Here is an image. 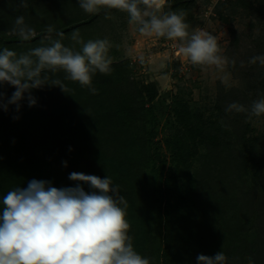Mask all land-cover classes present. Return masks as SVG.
Returning <instances> with one entry per match:
<instances>
[{
	"label": "rangeland",
	"instance_id": "1",
	"mask_svg": "<svg viewBox=\"0 0 264 264\" xmlns=\"http://www.w3.org/2000/svg\"><path fill=\"white\" fill-rule=\"evenodd\" d=\"M27 2L28 7L23 8L19 6L20 1L14 0L19 10H15L13 2L9 0H6L5 3L0 2V50L7 47L19 54L38 46L41 37L45 34L44 29L48 25H53L56 31L58 27L75 26L72 30L63 33L62 43L76 50H79L81 46L71 40L74 30H79L84 41L107 37L113 45L109 52L113 58L111 65L113 71L110 75L97 73L93 77V86L94 82L100 85L98 87L100 93L103 91L100 89L102 81L115 82L116 86L114 87L122 89L125 94L134 97L129 103L133 108L138 109L137 114L135 113L137 119L133 132H136L142 143L137 145L133 163L135 169L144 168V179L149 190L152 187L157 188L162 183L163 177L168 176L169 173H175V184L180 186V184L186 183L190 174L198 179L206 169L209 172L206 189L203 191L205 181L202 183L199 180L198 185H195L193 198L196 200L198 214L192 213L194 220L197 218L198 224L203 226V210L206 208L207 200L209 196L219 194L230 204L228 208L235 205L233 210L237 213L241 211V215L247 211V214L245 213L243 216L238 215V218L241 219L240 222L246 215L249 216L248 218H253L254 213L251 212L254 204L250 203V200L264 201V115L249 119L248 113H226L225 108L228 104L239 101L245 107H250L252 102L258 99L255 87L254 91L248 90L250 80H246L244 76L247 75V79H249V75L258 77L259 72L264 70V67H261L259 63H249L253 56L264 54V31L262 33L258 31L259 27L264 24V20L259 22L256 15L252 13L245 12L235 15L231 27L235 32L238 44L234 46L232 44L234 35L231 34L229 26L223 24L214 14L215 5L222 0H193L191 8L193 27L189 31L203 29L210 32L217 37L223 54L236 60L235 66L228 65L224 70H218L214 67L193 66L178 54L177 41L140 34L136 25L128 23L129 17L126 12L112 9L105 14H100L107 9L102 8L94 21L84 26L82 19H88L91 14L85 13L79 7L78 0H30ZM21 15L24 16L25 23L37 32V37L31 41H21L17 35L10 33L16 17ZM106 15L110 18H105ZM260 18L264 19V16L261 15ZM141 57H143V62H141ZM241 62H243V67H241ZM47 75L49 82L53 79H60L68 91L64 93L59 87L49 85L32 90V95L36 98L37 103L35 106L29 107L27 102L23 101L26 105L24 104L25 107L23 106L21 111H24L25 116L28 114L33 117L44 114L46 119L49 114L45 111L59 109L61 106L59 107L57 104L60 102L64 108L60 114L51 118L58 117L62 121L78 118L94 122L92 117L97 116L102 120L100 123L94 124L92 130L97 129L101 123H106L108 118L115 116L111 113L114 110L109 111L110 109L105 108L106 113L104 109L100 108L104 106L102 93L100 96H98L99 93L92 95L78 82L66 80V73L62 70L55 73L49 72ZM104 77L106 78L103 79ZM146 84L151 85L156 92L152 103L144 99L143 92L142 98L136 96L137 90H141V86ZM3 90L8 97L15 91L14 88L7 85ZM69 99L70 101H68ZM178 102L185 104L192 113L201 114L206 125L210 126L214 122L212 128L217 130L219 143L224 141V144L228 146L226 150L220 145V148H217L214 153L217 158L223 155L231 157L229 159L231 167L226 168L227 171H219L215 165L212 166L213 170L210 169V166L205 168L208 153L213 152L206 142L198 143L193 150L194 156L189 158L184 165H178V168L175 169L176 163L171 158L170 150L165 146V140L175 135L177 130L181 132L174 124L173 116V109L176 108ZM147 108H150V111H147ZM9 111L17 113L14 105L9 106ZM12 125L19 128L21 135H18L22 139L18 141H21V144L24 140L28 141V144H33L32 141L35 142L37 137L41 138L39 129H36L34 123H29L25 119L19 122L10 119L8 126ZM63 127L60 126V129ZM112 127L110 126V129ZM107 131L109 132V130ZM251 135L259 140L260 145L254 144V153L249 154L248 145L237 142L241 140V137L250 138ZM30 146L36 156L42 154L40 146L35 144ZM43 151L46 149L44 148ZM29 154L32 156L33 152ZM252 158L259 165L258 174L253 175L254 170L247 173L237 170L241 160ZM38 160L40 161V159ZM160 167L162 175L159 173ZM202 179L206 180V177H202ZM177 195L176 191H173L171 201H176ZM241 204L245 206L242 207ZM229 214L228 211L227 216ZM144 215L146 217L144 224L153 230L151 245L158 248L155 253L160 254L157 257V264H163L162 249L165 238L162 228L163 217L158 216L155 209H149ZM211 230L212 228L208 229L209 232ZM175 246L176 244L171 243V247L166 252L170 264L173 260L174 263H178L179 255L183 249H187L186 246L179 244L178 254H175ZM200 251L198 249L192 251V260H195L198 254H203V251ZM177 256L179 260L175 261ZM181 264H196V262L188 260Z\"/></svg>",
	"mask_w": 264,
	"mask_h": 264
},
{
	"label": "trees",
	"instance_id": "2",
	"mask_svg": "<svg viewBox=\"0 0 264 264\" xmlns=\"http://www.w3.org/2000/svg\"><path fill=\"white\" fill-rule=\"evenodd\" d=\"M5 1L0 0L3 3ZM9 1L13 2L15 10H19L14 0ZM192 5L193 0H168L164 11L183 9L187 13L185 22L190 25L191 29L193 27ZM111 10L105 9L100 14ZM245 12L255 14L259 22L264 20L260 18L261 15L264 16V0H222L215 5L214 14L223 24L229 26L231 34L234 35L232 41L234 46H237L238 41L234 30H232L231 22L235 15ZM96 17L97 14H91L88 19H82L83 25H89ZM74 27H58L57 31L66 33ZM263 27L264 24L259 27L258 31L262 33ZM244 78L250 80L248 90L254 91L255 87L256 97L258 99L264 97V70L259 72L258 77L249 75V79H247L248 76L245 75ZM102 83L100 89L103 91L100 93L104 95L102 101L104 106L100 108L104 109V112L105 108L110 109L109 111L114 110L111 113L115 116L107 117L106 123H101L95 130H92L94 129L93 125L102 120L97 116L92 117L94 122L78 118L72 119L73 121H62L58 117L51 118L61 113L64 108L61 102L57 104V106H61L59 109L45 111L49 114L46 119L44 114L33 117L28 114L25 116L24 111H21V108L26 105L23 101L17 113L9 111V108L7 111L0 109V201L9 189L26 188L28 182L33 179L50 181L53 187L62 188L75 186L76 182L68 179L72 172L96 175L101 178L109 176L114 185L120 186V195L125 196L128 202L126 219L131 226L128 235L133 237V247L140 255L154 257L156 264L158 263L157 257L160 254L155 253L158 248L151 245L150 242L153 230L144 224V220H146L144 214L149 209H155L156 214L163 217L162 228L165 234L162 249L163 264H170L166 252L171 247V243L176 244L175 254H178L179 244L187 248L183 249L179 255L180 260L178 256L176 257L175 261L179 260V262L174 263L173 260L172 264H181L188 260L196 262V259L192 260V251L197 249L209 256L214 255L217 251H223L229 257V264H233V257H239L236 264H247L246 257L248 256L253 258L255 264H264V201L249 199L250 203L254 204L251 212L254 213L253 218H248L249 216L246 215L240 222L241 219L238 218V215L243 216L247 211L241 215V211L237 213L233 210L235 205L228 208L230 204L226 199L220 197L221 194L209 196L206 208L203 210L202 226L198 224L197 218L194 220L192 215V213L198 214V207L195 205L196 200L193 196L195 185H198L199 180L202 183L205 181L203 191L208 185L209 172L206 169L198 179L190 174L186 183H182L180 186L175 184V173H169L168 176L163 177L162 183L157 188L152 187L149 190L144 179V168L135 169L133 163L137 145L142 143L136 132H133L138 109L133 108L129 103L134 97L125 94L122 89L114 87L116 86L115 82L102 81ZM99 86L94 82L95 88L98 89ZM142 92L146 101L149 103L154 101L156 92L151 85L141 86V90H137L136 96L142 98ZM25 102L27 101L25 100ZM238 103L241 104L240 101ZM149 109L147 108V111H150ZM13 116H19V119L14 120ZM173 116L174 124L181 132L177 130L175 135L168 137L165 140V146L170 150L171 158L176 163L175 169L192 158L194 148L202 142H206L213 151L208 153L205 168L210 166V169L213 170L212 166L215 165L219 171H227L226 168L231 167L229 161L231 157L223 155L217 158L214 153L217 148H220V145L226 150L228 147L224 141L219 143L217 130L212 128L214 122L210 126L206 125L201 114L192 113L185 104L180 102L176 103ZM10 119L14 122L25 119L29 123H34L36 129H39L41 138L37 137L35 142L32 141L33 144H28L29 142L24 140L22 145L21 141H18L22 139L19 128H15L13 125L8 126ZM60 126H64V130L60 129ZM110 126H113L112 129ZM16 136L18 137L14 139ZM237 143H246L250 150L249 154L254 153V144L260 145L259 140L253 135L250 138L241 137ZM34 144L40 146L42 154L38 156L34 154V150L30 146ZM44 148L46 151H43ZM30 152H33L32 156H30ZM238 155L240 156V153ZM63 162H66V167ZM258 169L259 165L253 158L241 160L240 166L237 168L238 171L245 173L254 170L253 175L258 174ZM161 172L162 168L160 167V175H162ZM202 177H206V180H203ZM82 186L85 191H89L88 185ZM173 191L178 194L176 201H171ZM241 206L245 205L241 204ZM2 207L3 205L0 203V211H2ZM228 211L230 214L227 216ZM209 228H212L210 232ZM213 249L214 252H212Z\"/></svg>",
	"mask_w": 264,
	"mask_h": 264
},
{
	"label": "clouds",
	"instance_id": "3",
	"mask_svg": "<svg viewBox=\"0 0 264 264\" xmlns=\"http://www.w3.org/2000/svg\"><path fill=\"white\" fill-rule=\"evenodd\" d=\"M78 4L88 14H98L102 8L126 12L128 23L136 25L140 34L177 41L178 54L193 66L224 70L236 64L223 54L216 36L203 29L189 31L186 11L165 12L168 0H78ZM19 6L27 8V0H20ZM10 33L21 41L37 37L22 15L16 17ZM44 33L38 46L26 52L18 54L7 47L0 50V109L7 111L14 105L18 112L25 100L29 107L35 106L32 90L45 85L68 91L60 79L49 82V72L62 70L66 80L78 82L92 95L98 94L93 77L112 73L109 52L113 45L107 37L84 41L79 30H74L71 40L81 46L76 50L62 43L64 34L53 25L46 26ZM140 59L143 62V57ZM249 63L264 67V54L253 56ZM5 85L15 89L10 97L3 90ZM225 112L248 113L249 119L260 117L264 115V97L250 107L232 102ZM68 179L76 182L74 187L56 188L50 181L33 179L26 188L16 187L3 196L0 264H156L154 257H144L134 249L133 237L128 235V202L111 177L72 172ZM85 184L89 191L82 186ZM232 260L236 264L239 257ZM246 260L255 264L251 256ZM196 264H229V257L223 251L211 256L198 254Z\"/></svg>",
	"mask_w": 264,
	"mask_h": 264
}]
</instances>
